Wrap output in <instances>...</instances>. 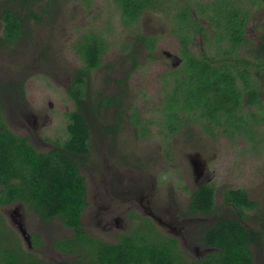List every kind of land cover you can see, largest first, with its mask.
<instances>
[{"label": "flooded vegetation", "instance_id": "obj_1", "mask_svg": "<svg viewBox=\"0 0 264 264\" xmlns=\"http://www.w3.org/2000/svg\"><path fill=\"white\" fill-rule=\"evenodd\" d=\"M78 2L83 12L90 15L94 9L90 7L92 0ZM161 2L166 7L165 13L146 10L128 27L139 24L145 14H158L163 25L161 34L169 40L167 45L171 43L174 48H163L161 34L135 33L124 50L131 62L130 71L125 65L111 67L114 74L103 81V86L110 84L111 90L104 88V95L89 99V78L102 66L105 56L102 37L101 63L89 70L84 77L86 83L79 87V100L86 105V111L80 113L85 115L88 137L85 150L75 154L73 160L85 190L77 225L64 224L57 215L49 217L45 210L40 215L19 200L0 205V264H28L31 260L41 264H154L158 250L168 256V264H208L213 260L208 257L221 251L209 243L219 226L216 222L221 220H234L251 232L255 238L251 247L253 264H264V208L260 209L256 202L257 207L243 209L244 215L240 216L239 210L225 201L227 190H240L255 202L244 186L219 192L215 172L190 156L191 176L184 175L185 171L183 176H158L159 169L154 163L142 164L140 145L132 143L125 149L117 142L126 123L132 125L136 142L141 136L150 135L148 128L152 122L141 119L139 111L141 99L137 95L141 89H134L136 83L128 81L129 75L139 68L136 59L143 55L147 64L154 62L150 81L159 82L164 92L159 101L160 116L168 135L181 132L192 122H202L212 137L222 133L231 140L244 138L252 148L256 147L259 142L255 144L254 135L261 134L258 126L264 130V33L260 36L254 33L251 25L253 5L264 1ZM63 3L64 0H0V62L5 49H11L12 57L7 64H0V72L7 73V79L0 80V130L5 127L41 154L52 151L69 154L64 148L70 138L67 127L73 119L70 114L77 110L79 94L73 82L84 66L78 43L86 35L97 34L89 31L68 43L70 52L66 57L72 56L75 64L68 67L60 46L51 43L49 34H41V24L55 17ZM106 3L105 6L115 10L114 22L126 27L120 17L119 2L107 0ZM232 7L246 16L238 43L232 41L235 35L224 30L229 20L235 22L229 16ZM97 9L95 12L99 13ZM5 10L13 15L10 18L13 27L10 26L7 34L4 33ZM189 21L192 26L186 32ZM176 23L181 24L182 34L176 32ZM181 38L187 40V49H183ZM249 46L251 56L245 53ZM158 54L161 57L156 60ZM62 72L67 74L65 78ZM35 73L39 80L46 74L51 80L48 84L39 82L33 90L30 76ZM61 93L64 99L59 105L55 99ZM193 96L202 98L196 116L206 117L200 120L189 109ZM148 104L154 108V102ZM221 104L232 116L230 121L224 117L219 121L208 118L211 114L206 111L221 116ZM166 105L170 106L167 112L174 110L181 117L177 129L169 130L165 123ZM100 109L114 110L112 118L101 124L93 116ZM54 116H63L64 130L59 132L62 135L41 136ZM260 137L264 149V133ZM204 188L212 190L213 207L208 212L200 210L194 201ZM253 210L259 212L249 216L255 224L245 220ZM110 251L115 252L112 257Z\"/></svg>", "mask_w": 264, "mask_h": 264}, {"label": "rangeland", "instance_id": "obj_2", "mask_svg": "<svg viewBox=\"0 0 264 264\" xmlns=\"http://www.w3.org/2000/svg\"><path fill=\"white\" fill-rule=\"evenodd\" d=\"M106 1L92 0L93 5L90 7L94 9L88 15V12H83L81 2L76 3V0H64L55 17L48 18L41 24V34H49L48 38L51 43L60 46L62 59L70 68H73L75 64L71 61L72 56L66 57V53L70 52L68 43L74 42L80 35L89 31L99 34L105 40L106 49L102 66L95 70L89 78L91 86L89 99L104 95V88L108 91L111 90L110 84L103 86L104 79L114 74L111 67L117 69L119 66L125 65L127 70L130 71L131 62L124 55V50H126L125 44L134 37L135 33L155 32L161 34L163 32V25H161L159 15L155 13L145 14L141 22L135 26L121 27L117 22H114L115 10L105 6L107 4ZM95 9L99 13H96ZM252 12L251 30L260 36L264 33V4H254ZM31 27L29 25V28ZM160 37L164 49L174 48L171 43L167 45L169 40L166 39V35L161 34ZM10 53L11 49L3 51L0 64H7L8 59H12ZM245 53L251 56V46L246 48ZM160 57V54H158L155 59H160ZM136 63L139 68L129 75L128 81L136 83L134 89H141V92L139 91L137 95L141 99L139 111L141 119L152 122V125L148 128L150 135L141 136L136 142L133 138L132 125L126 123V125H123L121 135L117 139L118 144H123L125 149L130 147L132 143L140 145L142 164L150 166V163H154L159 169L157 170L158 176H183V171H185L184 175L191 176L188 156L197 158L209 170L215 172L214 181L219 188V192L226 188L244 186L249 191L250 199L258 202L259 208L263 209L264 149H262L263 145L258 140L264 133L262 126H258V130L262 135H254L255 144L257 141L259 142L254 148L244 138L237 137V140H231L222 133H215L212 137L205 131L202 122H192L190 127H186L181 132L168 135L162 120L163 116H160L162 105L159 101H161L160 97L163 98L164 92L159 87V82L155 83L154 79L150 81L154 62L147 64L144 61V56L141 55L136 59ZM6 75L7 73L4 71L0 72V80H6ZM66 75L64 72L61 73L63 78ZM49 80L51 78L47 74L45 77H41V80H39L36 73L30 76L33 90H36L37 87L35 85L39 82L42 84L47 81L48 84ZM50 86L52 87V85ZM155 97L158 98L154 101ZM63 99L64 95L61 93L56 96L55 102L62 105ZM149 101L154 102V108L148 104ZM113 111L111 109H100L93 116H95L96 122L101 124L105 120L107 122L112 118ZM127 111L128 108L125 106L124 112ZM62 119L63 116H54L51 125L41 132V136H54L58 135L60 130L63 131L64 123ZM61 135L59 134V136ZM175 172L179 174H175ZM258 213L257 210L250 211V213H247L245 220L255 224L250 220L249 216Z\"/></svg>", "mask_w": 264, "mask_h": 264}, {"label": "trees", "instance_id": "obj_3", "mask_svg": "<svg viewBox=\"0 0 264 264\" xmlns=\"http://www.w3.org/2000/svg\"><path fill=\"white\" fill-rule=\"evenodd\" d=\"M15 1V0H14ZM120 6V17L123 25L128 27L137 17L146 10L166 12L164 2L160 0H117ZM7 12V10H5ZM232 19L225 24L226 32L236 37L232 38L234 43L241 39L242 30L245 26L246 16L238 13L234 7L229 15ZM13 15L10 12L4 17V33H10V26ZM191 21L185 25L187 31L191 29ZM177 33L182 34L180 23H176ZM143 40H145L143 38ZM187 40L181 38L183 49L186 48ZM78 54L83 60L84 66L74 78V89L79 92L77 98V110L72 112V122L68 124L69 141L65 145V150L69 152L52 151L46 154L37 153L29 146L25 139L10 134L5 127L0 130V205H6L13 201H22L30 208L36 209L41 215V210L46 211L49 217L57 215L64 224L69 226L77 225L81 208L84 204V185L82 178L78 175L76 166L73 164L75 154L85 150L87 140V125L85 115L86 105L79 100L81 96L80 86L86 82L85 75L89 70L97 68L101 63V55L104 49V41L99 34H89L84 37L83 42L78 43ZM204 72V70H201ZM204 75V74H203ZM193 101L189 107L197 120L206 116H196L199 111V96H193ZM104 105V103H102ZM170 106L164 108L165 123L169 130L178 128L176 123H180L181 117L176 111H166ZM175 109L178 107L174 103ZM221 116H214V111H206L211 114L208 118L218 119L224 117L231 120L229 111L224 104L220 105ZM179 121V122H178ZM13 181V182H12ZM194 201L203 212H208L213 207L212 190L204 188L202 195H195ZM226 203H232L240 216H243V209H252L258 206L256 202L247 199L246 195L238 190H227L225 193ZM218 228L213 231L212 239L209 243L219 247L220 252L211 254L208 259H213L208 264H253V253L251 247L255 243V238L248 230L244 229L239 222L234 220H221L216 222ZM114 251H110L111 257ZM109 259L106 258V261ZM105 261V262H106ZM168 256L163 250L156 251L154 264H168ZM28 264H41L31 260Z\"/></svg>", "mask_w": 264, "mask_h": 264}]
</instances>
